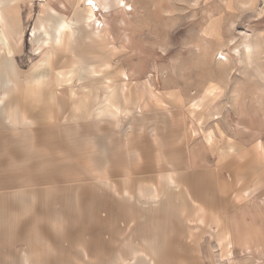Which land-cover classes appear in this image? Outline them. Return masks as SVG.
I'll return each mask as SVG.
<instances>
[{"label":"rangeland","instance_id":"rangeland-1","mask_svg":"<svg viewBox=\"0 0 264 264\" xmlns=\"http://www.w3.org/2000/svg\"><path fill=\"white\" fill-rule=\"evenodd\" d=\"M122 1L0 0V264H264V0Z\"/></svg>","mask_w":264,"mask_h":264},{"label":"bare ground","instance_id":"bare-ground-1","mask_svg":"<svg viewBox=\"0 0 264 264\" xmlns=\"http://www.w3.org/2000/svg\"><path fill=\"white\" fill-rule=\"evenodd\" d=\"M123 4V1L122 0H119V5H118V7L120 6L121 7V5ZM88 6H90V7H92L97 13L98 12H108L109 10H101L98 6H97V4L95 3V2H93V1H91V2H89L88 3ZM123 6H125V5H123ZM127 10V9H126ZM99 22V21H98ZM100 24H101V22H99ZM95 38V37H94ZM96 39V38H95ZM245 48L248 50V46H245Z\"/></svg>","mask_w":264,"mask_h":264}]
</instances>
